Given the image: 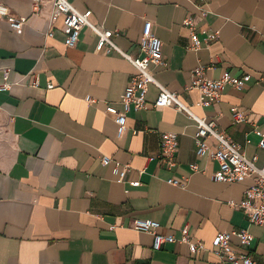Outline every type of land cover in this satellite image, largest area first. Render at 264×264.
<instances>
[{
    "label": "crops",
    "instance_id": "crops-1",
    "mask_svg": "<svg viewBox=\"0 0 264 264\" xmlns=\"http://www.w3.org/2000/svg\"><path fill=\"white\" fill-rule=\"evenodd\" d=\"M72 1L79 10L92 11V22L115 30V44L135 56L144 20H152L168 61L165 68L154 67L157 80L195 114L214 120L248 157L263 160L253 129L264 131V0ZM0 3L27 18L17 32L0 13V84L3 68L10 69V82L25 76L0 91V264H216L213 238L242 228L255 236L252 259L264 264V227L250 224L230 205L242 199L250 181L211 178L218 165L197 156L193 119L174 107H155L159 90L151 85L146 107L127 112L128 127L119 136L105 108L122 110L136 68L116 51L97 52L98 37L89 27L81 30L76 46L67 47L63 18L51 28L50 6L40 14L32 0ZM189 17L202 42L199 50L187 48ZM199 65L212 79L224 71L251 78L241 89L227 85L214 105L199 106L198 91L186 90ZM35 75L38 87L31 85ZM233 107L248 121L233 123ZM165 132L177 136L171 167L160 158ZM103 155L128 165L124 183L113 174V163H101ZM192 163L199 170H192ZM171 178L183 186L169 184ZM138 180L139 186L131 184ZM138 218L157 220L159 232L177 239L187 227L206 249L193 253L176 241L154 250L152 235L131 227Z\"/></svg>",
    "mask_w": 264,
    "mask_h": 264
},
{
    "label": "built area",
    "instance_id": "built-area-1",
    "mask_svg": "<svg viewBox=\"0 0 264 264\" xmlns=\"http://www.w3.org/2000/svg\"><path fill=\"white\" fill-rule=\"evenodd\" d=\"M205 1V0H201ZM33 11L40 13L47 6H50L48 14L49 23L52 25L62 17L63 29L66 33L65 45L74 47L77 45L81 30L89 27L98 37L96 45L97 52L111 53L116 51L125 57L135 68L136 73L131 76L123 93L121 103L122 110L112 105L105 108L106 113L112 116L117 125L118 135L121 136L127 129V112L130 109L140 110L147 105V94L151 85L158 88L159 94L154 101L155 107H174L178 111L186 113L193 119L197 125L194 134L196 144V154L198 157H209L216 161L218 168L212 174L211 178L216 182L223 183H242L250 181L244 191L242 199L238 202L231 201L230 205L240 209L246 215L248 221L252 225L264 227V158L260 162L259 156L254 155L248 157L241 143L235 141L226 132L220 130L214 120H208L195 114L189 106H187L175 91H171L165 85L160 83L155 77L154 67H167L168 61L163 54V42L157 37L152 27L154 22L150 19L144 20L142 35L137 43L138 55H132L128 51H123L114 42L115 30L107 29L103 24H96L91 21V10L81 11L73 3L72 0H32ZM0 13L7 19L10 27L22 32L27 24L26 17L14 16L10 9L0 3ZM204 15V14H203ZM184 24L191 31V42L187 46L191 50H199L201 48V40L196 34V26L194 19L189 17ZM47 36L52 37L54 31L50 29L46 32ZM211 37H207L206 41H210ZM207 67L199 65L192 71L191 81L186 85L187 91H198L199 106L214 105L221 97L224 88L230 85L235 88H243L250 80L251 76L245 74L238 77L224 71L217 79L209 78L206 75ZM4 82L0 84V91L9 90L13 84L20 83L21 79L14 82L9 81L10 69L3 68ZM32 86L38 87L39 81L35 75ZM53 83H48V88H53ZM87 101L94 100L87 97ZM233 123H241L248 121V115L241 111L238 107L231 109ZM254 133L258 136V147L264 151V131L254 126ZM209 140L212 142L210 143ZM161 161L167 167H171L176 163L175 153L178 150L177 136L172 132L162 133L161 142ZM103 165H113V174L117 177V181L124 183L128 172V165L122 166L119 161H114L108 155L101 157ZM192 170H199L198 165L192 163ZM167 182L174 186H183V182L177 178L168 179ZM134 186H139L141 182H131ZM161 224L154 219H134L131 227L135 230L146 232L153 237V249L161 250L166 243H174L176 241L189 245L193 253L204 251L205 244L192 239L187 227L181 229V237L177 239L173 234L159 232ZM237 239V243L234 242ZM255 239L254 234L247 228L233 229L218 233L212 240L211 251L218 257L216 264H256L252 259L251 246Z\"/></svg>",
    "mask_w": 264,
    "mask_h": 264
}]
</instances>
